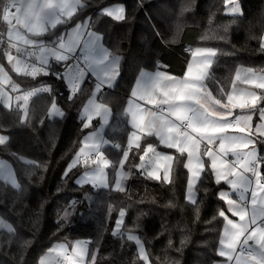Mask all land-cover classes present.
Here are the masks:
<instances>
[{
    "label": "trees",
    "instance_id": "1",
    "mask_svg": "<svg viewBox=\"0 0 264 264\" xmlns=\"http://www.w3.org/2000/svg\"><path fill=\"white\" fill-rule=\"evenodd\" d=\"M116 3L126 9L123 21L101 15L102 9ZM240 3L242 14L229 15L226 0H85L67 23L58 24L41 39L51 42L72 26L90 20V28L102 34L104 45L120 56L121 66L114 87L97 93L95 79L88 75L80 91L69 98L65 79L57 76L65 69L62 63L54 64L40 78L9 68L4 49L7 24L1 20L0 2V63L24 90L50 86V91L31 98L26 118L20 108H7L0 102V133L8 138L0 145V158L12 164L20 185L17 189L0 179V217L15 230H0V264H39L56 242L78 239L89 242V258L98 249L96 264H145L136 243L127 239L129 232L144 242L151 264H214L220 259L217 249L223 218L218 212L227 208L219 192L228 186L216 183L207 160L196 185V204L186 200V154L160 146L154 137H143L140 148L129 151L124 166L131 175L124 191L113 189L112 167L108 168L111 186L97 189L76 183L87 169L85 165L77 164L70 171L69 166L86 134L82 111L94 96L112 110L103 152L110 160L122 159L131 132L125 106L143 69L163 66L167 72L183 76L190 62L187 49L214 48L212 79L206 81L214 96L218 87L230 92L240 65L264 72V0ZM259 92L260 106H264V90ZM53 102L63 115L49 116ZM113 143L121 144L122 149L117 151ZM148 143L173 153L170 183L148 178L135 167ZM256 144L264 161V137L256 138ZM122 209L121 233L113 235ZM67 210L71 211L68 218L64 217Z\"/></svg>",
    "mask_w": 264,
    "mask_h": 264
},
{
    "label": "snow or ice",
    "instance_id": "2",
    "mask_svg": "<svg viewBox=\"0 0 264 264\" xmlns=\"http://www.w3.org/2000/svg\"><path fill=\"white\" fill-rule=\"evenodd\" d=\"M0 2L3 3L2 18L8 25L9 48H16L18 53L14 57L10 51L5 52L9 62L15 60L13 64L15 72L35 78L39 74H48L51 60L62 63L66 71L63 74L58 73L57 76L67 81L70 87L69 98L80 91V83L86 74L93 75L98 81L95 85L97 91L102 84L111 85L118 72L120 57L113 55L104 47L102 35L90 31L87 24H76L66 35L61 34L51 42L29 38V34L34 37L41 36L50 29H55L58 24L67 23L79 8L84 7L82 0H0ZM12 8H15V13L10 12ZM185 10L187 9H182V12ZM229 11L233 14H242L238 5H234ZM125 12L124 6L114 5L102 9L101 15L119 22L126 19ZM177 30L179 32V26ZM261 39L264 41V37ZM18 45L30 46L33 51ZM261 48L264 49V42L261 43ZM216 51L213 48H196L192 52L193 59L188 63L182 77L159 71L142 73L132 96L151 104L153 108H145L139 103L132 105L130 101L132 106L129 111L132 126L136 131L131 133L127 149L122 151V159L113 161L106 158L100 150L103 140L98 138L97 133H93L86 135L83 141L88 151H85V147L79 150L69 166V171L78 163L85 166L91 163L95 168L85 171L79 182L107 186L105 169L112 167L115 169V190L124 191L123 181L131 175L124 170L129 151L133 146L140 148L142 136L155 137L164 147L175 149L181 155L187 154L185 167L190 173V179L186 200L196 204L194 183L205 167L202 157L207 156L216 183L219 184L223 180L232 190L219 194V198L227 204V209L218 212L223 218V227L217 255L224 258L223 264H264V172L259 170L264 161L258 156L255 147L244 151L249 145L255 144L251 136L253 115L234 112L235 109L254 108L259 97L254 92L237 89L235 83L230 93H225L223 88L218 87L217 95H213L206 81L212 79L208 69L214 62ZM197 56L201 59L197 60ZM32 57H35L37 63H29ZM69 61L72 63H68ZM241 72L244 73L242 83L251 84L258 80L256 87L264 88V74L255 75L253 68H242L237 70L236 80L241 79ZM5 82L11 83L12 92H19V85L12 83L7 72L0 66V85ZM38 91L50 89H28L15 96L19 108L24 110L25 118L28 115L27 104ZM225 96L226 100L222 99ZM12 99L13 97L0 86V101L5 103V106H10ZM101 110L106 114L108 108L105 104L90 99L84 108L86 123L83 126L87 127L92 116L101 114ZM51 111L63 115L54 102ZM255 131L264 136V108L259 110V123ZM7 139L6 136L0 135V145L5 144ZM202 144L206 145L203 151ZM214 144L218 146L217 152L208 147ZM229 154L233 157L232 160L227 159ZM172 160V155L159 152L156 145L148 143L143 155L140 156V163L135 167L146 177L156 180L161 179L159 172L163 168L164 179L170 183ZM0 179L10 182L14 188L20 187L11 165L2 160ZM232 193H235L236 198H233ZM228 213L238 219L229 218ZM67 215L66 212L65 216ZM124 216L125 211L122 209L115 225L116 230L120 229ZM0 226L6 227L9 232L15 231L11 224H5L2 219ZM116 234L117 231H113V235ZM127 239L136 243L139 257L145 264H151L141 238L129 232ZM171 243L169 240V244ZM49 252L63 256V260L58 264H64V261H67V264H85L88 258L87 242H75L70 253L67 244L57 245ZM96 252L98 249L89 258V264H96ZM49 261L50 257H44L40 264H49Z\"/></svg>",
    "mask_w": 264,
    "mask_h": 264
},
{
    "label": "crops",
    "instance_id": "3",
    "mask_svg": "<svg viewBox=\"0 0 264 264\" xmlns=\"http://www.w3.org/2000/svg\"><path fill=\"white\" fill-rule=\"evenodd\" d=\"M84 1L85 0H82V2H83V4H84ZM115 5H121V4H115ZM110 6H114V5H110ZM123 6V5H122ZM108 7V6H107ZM106 8V7H105ZM11 13H15V10H13V11H11ZM7 24V23H6ZM78 24H87L88 26H89V30L90 31H93L91 28H90V20H87L86 22H82V23H78ZM75 26V25H74ZM74 26H72L68 31H66L64 34L66 35L69 31H71V29L74 27ZM7 31H8V25H7ZM94 32V31H93ZM99 34V33H98ZM44 35V34H43ZM102 35V34H101ZM41 37H42V35L41 36H31L30 34H29V38L30 39H34V40H37V41H43V42H47L44 38H42L41 39ZM54 41V40H53ZM13 42H15V41H13ZM102 43H103V40H102ZM5 46H4V49H5V51H10L11 52V54L15 57V56H17L18 55V53H17V51H16V48H9V41H8V36H7V32H6V34H5V44H4ZM103 45H104V43H103ZM18 46H20V47H27V46H21V45H18ZM104 47H106L105 45H104ZM107 48V47H106ZM198 48V47H197ZM206 48H209V47H206ZM108 49V48H107ZM196 48H192L191 49V52H190V61H192V59H193V57H192V52L195 50ZM214 49V48H213ZM110 51V50H109ZM216 54H217V51H216ZM21 56H22V53L20 54ZM119 56V55H118ZM216 56V55H215ZM120 57V56H119ZM6 58H7V56H6ZM196 59L197 60H199V59H201V57L200 56H197L196 57ZM8 60V59H7ZM120 60H121V58H120ZM120 60H119V65H118V72H117V75H115V77L112 79V82H111V85L109 86L108 84H102L101 85V87H100V89L98 90V91H103L104 89H106V88H112V87H114V85L116 84V82H117V80H118V75H119V72H120V66H121V62H120ZM14 61V63H15V60H13ZM213 61H215V57H213ZM29 63H37V61H36V59H35V57H32L30 60H29ZM68 63H72V61H69ZM214 63V62H213ZM213 63L211 64V66H210V68L208 69V71L210 72V70H211V67H212V65H213ZM54 64H59V63H56L54 60H51L50 61V67H49V70H50V68L54 65ZM242 68H249V67H247V66H243V65H240V66H238L237 67V70H239V69H242ZM254 69V68H253ZM65 71H66V68L64 69ZM237 70H236V72H237ZM157 71H159V72H164V73H167V74H170V75H173V74H171V73H169V72H167L166 71V69L163 67V66H160L159 68H157V69H155V70H149V69H143L139 74H138V78H137V80H136V82H135V84H134V86H133V89L131 90V95H130V97L128 98V100H127V104H126V115H127V117H128V122H129V124H130V127H131V132H130V134H129V138H130V136H131V133L133 132V131H136V129H134L133 128V126H132V118H131V114H130V111H129V109H130V107L132 106V105H134V104H136V103H139V104H141L143 107H145V108H148V109H152L153 108V106L151 105V104H147L145 101H143V100H137L135 97H133L132 96V92H133V90L134 89H136V86H137V81L138 80H140L141 79V74L142 73H155V72H157ZM186 71V70H185ZM236 72H235V77H236ZM185 73V72H184ZM48 74H49V71H48ZM59 74H61V73H59ZM253 74H255V75H260V74H264V72H258V71H256L255 69H254V73ZM88 75H90V77H92V78H94L95 79V77L93 76V75H91V74H86L85 75V77H84V79L82 80V82L86 79V77L88 76ZM251 75V74H250ZM44 76V74H41V75H37L36 77H38V78H40V77H43ZM173 76H177V77H182V76H179V75H173ZM35 77V78H36ZM234 77V81H233V83H235V86H236V88L237 89H244V90H246V91H248V92H254V93H256V95L259 97V99L256 101V105H255V107L253 108V107H249V108H246V109H243V110H241V109H235L234 110V112L235 113H250V114H252L253 115V120L251 121V125H252V132H251V136H252V138L254 139V141H255V144L254 145H249V148L248 149H244V151H248V150H251V148L252 147H255V149H256V151H257V153H258V156L260 157V150H259V147H257V144H256V138H258V137H264V136H261V135H259L256 131H255V128H256V126H257V124L259 123V110L261 109V108H264V106H260V92H259V90H264V88H259V87H256V84H258L259 83V81L257 80V81H255V83H251V84H249V83H242L241 81L244 79V73L243 72H241V79L240 80H236V78ZM82 82L80 83V85L82 84ZM95 82L96 83H98V81L95 79ZM65 83H66V86H67V89L70 91V88H69V85H68V83H67V81L65 80ZM47 86V88H49L50 89V86H48V85H46ZM232 87H233V84H232V86H231V90H230V92L232 91ZM19 91H21V90H19ZM98 91H97V93H98ZM22 92H23V90H22ZM229 92V93H230ZM32 97H34V96H32ZM31 97V98H32ZM31 98H30V100H31ZM92 99H94L97 103H100L98 100H97V98H96V96H94ZM29 100V101H30ZM130 101L132 102V105H130ZM3 104V103H2ZM28 104H29V102H28ZM27 108H28V105H27ZM27 108H26V110H27ZM85 108V107H84ZM107 108H108V111H107V113L106 114H103V110H101V114H98V115H94V116H92V119H91V122H90V124L87 126V127H85L86 128V134L84 135V139H85V137H86V135H89V134H93V133H97L98 134V138L99 139H101V135H103V137H105V130H106V128H107V126H108V124L110 123L109 121H110V119H111V117H112V110H111V108L110 107H108L107 106ZM83 111H84V109H83ZM83 111H82V117H83V120H84V123H86V120H85V115H83ZM61 116V115H60ZM100 126H101V129H98V128H100ZM98 130H99V133H98ZM244 135H246L247 133H243ZM143 137H145V136H142V138H141V140H140V144H141V142H142V139H143ZM105 138H107V137H105ZM155 138V137H154ZM156 139V138H155ZM157 140V139H156ZM158 141V140H157ZM159 142V141H158ZM108 143V142H107ZM105 141L103 140V143L100 145V150L102 151L103 150V147H105ZM159 145L160 146H163V145H161L160 143H159ZM83 147H85V151L87 152L88 151V148L84 145V143H83ZM147 147V146H146ZM164 147V146H163ZM206 147V145H204V144H202L201 145V151H203L204 150V148ZM208 147H211V149L214 151V152H217L218 151V146L216 145V144H214V145H211V146H208ZM132 148H135V146H133ZM156 150L157 151H159V152H163V153H166V154H169V155H172L173 156V160H174V155H173V153H171V152H169V151H163V150H160V149H158L157 147H156ZM173 150H175V149H173ZM130 153V152H129ZM186 154V153H185ZM186 156H187V154H186ZM105 157L106 158H108L107 156H106V154H105ZM109 159V158H108ZM202 159L204 160V163L206 162V160L208 161V163L210 164V160H209V158L207 157V156H203L202 157ZM227 159L228 160H232L233 159V157L229 154V156L227 157ZM173 160H172V162H171V164H173ZM186 162H187V158H186ZM125 163H126V161H125ZM124 163V164H125ZM140 163V162H139ZM77 165V164H76ZM206 165V164H205ZM84 166V165H83ZM172 167H173V165H172ZM172 167H171V172H170V178H171V173H172ZM73 168V167H72ZM86 170L85 171H89V170H91V169H93V168H95V165H92V164H90V165H87L86 166ZM108 169V168H107ZM204 169H205V167H204ZM124 170H125V166H124ZM260 171H261V167H260V169H259ZM84 171V172H85ZM126 171V170H125ZM204 171V170H203ZM203 171L200 173V175H199V179H197L196 181H195V183H194V188H193V192H194V194H195V197H196V200H197V197H198V194H197V192H196V185L198 184V182H199V180H200V177H201V175H202V173H203ZM83 172V173H84ZM142 172V171H141ZM159 174H160V177H161V179H159V180H163V181H165L166 182V180L164 179V171H163V168H161L160 169V172H159ZM80 176H81V174H80ZM80 176L76 179V180H78L79 178H80ZM214 178H215V176H214ZM232 177H230V179H231ZM188 179H190V173H189V178ZM156 180V179H155ZM222 183H226L225 181H221ZM77 183V182H76ZM8 184H10L11 185V183H8ZM79 184V183H78ZM123 184H124V187H126V184H127V179L126 180H124L123 181ZM226 185H227V183H226ZM96 186H99V185H95L94 187H96ZM228 186V185H227ZM97 188V187H96ZM101 188H105L104 186H102V187H100V188H97V189H101ZM106 189V188H105ZM114 190H115V188H113ZM232 190L230 189V187L228 186L227 188H225L224 190H221L219 193H221V192H231ZM187 192V191H186ZM250 195V194H249ZM232 196H233V198H236L235 197V193H232ZM226 208H227V204H226ZM228 215H229V218H231V219H238V218H236V217H232L231 216V214L230 213H228ZM250 244H252V242L250 241L249 242ZM253 247H255V245H253ZM217 251H218V249H217ZM220 257V256H219ZM61 260V259H60ZM59 260V261H60ZM223 262H224V258L223 257H220V259L218 260V261H216L214 264H223ZM51 263V262H50ZM49 263V264H50Z\"/></svg>",
    "mask_w": 264,
    "mask_h": 264
},
{
    "label": "rangeland",
    "instance_id": "4",
    "mask_svg": "<svg viewBox=\"0 0 264 264\" xmlns=\"http://www.w3.org/2000/svg\"><path fill=\"white\" fill-rule=\"evenodd\" d=\"M234 5H238L239 6V9H240V12H241V3H240V0H226V10H225V13L226 14H229V15H235V14H233V13H231L230 11H229V9H231ZM236 14H239V13H236ZM264 42V41H263ZM7 63H8V66H9V68L12 70V71H14L13 70V64H14V61H12V62H9L8 60H7ZM0 66H2L3 68H4V70H5V72H7V74H8V76L10 77V79H11V82L12 83H15V84H17V85H19V90H21V91H19V92H12L11 91V83H8V82H5L3 85H0V86H2L3 88H4V90L10 95V96H12L13 97V99L10 101V106H6L7 108H10V107H18L19 108V106H18V104H17V102H16V100H15V96L16 95H18V94H22L23 92H22V90L24 91V89H23V87L16 81V80H14L13 78H12V75L10 74V71L8 70V68L6 67V66H4V65H2L1 63H0ZM15 72V71H14ZM17 73V72H16ZM18 74V73H17ZM21 75V74H20ZM39 75H41V74H39ZM44 88H47V86L46 85H39V86H36V87H34V88H31V89H44ZM70 88V87H69ZM41 92H44V91H38V92H36V94H38V93H41ZM35 94V95H36ZM35 95H33V96H35ZM1 103H3L2 101H0ZM22 103V102H21ZM3 105L5 106V103H3ZM28 105V104H27ZM57 106V105H56ZM57 108L60 110V112H62L63 113V110L62 109H60V107H58L57 106ZM22 110V109H21ZM26 111H28V110H26ZM23 114H24V110H23ZM83 115H85V112L83 111ZM49 116L52 118V117H59L60 115H58V114H56V112H54V111H51L50 110V112H49ZM98 129H101V126H100V128H98ZM98 133H99V130H98ZM0 135H2V136H4L2 133H0ZM101 137V139L102 140H104L105 141V144H108L107 142H108V140H107V138H105V137H103V135H101L100 136ZM83 141H84V139H83ZM82 147H83V145H82ZM81 147V148H82ZM104 148V147H103ZM102 152H103V150H102ZM79 153V152H78ZM103 154L105 155V153L103 152ZM76 158V157H75ZM0 160H2V161H5V162H7V164H9V165H11V168H12V170H13V166H12V164L9 162V161H7V160H5V159H3L2 157L0 158ZM73 162V161H72ZM72 164V163H71ZM92 170V169H91ZM91 170H89V171H91ZM85 171V170H84ZM83 171V172H84ZM13 172H14V174H15V178H16V181H17V183H18V179H17V176H16V173H15V170H13ZM81 173V176H80V178L78 179V180H76V182L77 183H79V185L80 186H83V185H93L92 183H88V182H84V183H81V182H79L81 179H82V177H83V174L84 173ZM105 172H106V174H107V181H106V183H107V186H104L105 188H109L110 186H111V183H110V180H109V176H108V169L106 168L105 169ZM2 180H4V179H2ZM5 181V180H4ZM114 182H115V180H114ZM7 183H10V182H7ZM19 184V183H18ZM97 185H99V184H97ZM94 186V185H93ZM97 188H100V187H102L101 185H99V186H96ZM113 188H115L114 187V184H113ZM67 213H68V215L67 216H65L64 215V217H66V218H68L70 215H71V211H69V210H67L66 211ZM65 212V213H66ZM120 218V217H119ZM124 218V217H123ZM0 219H2L4 222H5V224H10L7 220H5L4 218H1L0 217ZM122 225V224H121ZM121 228H122V226L120 227V229L119 230H116L118 233H121ZM7 230V228L6 227H4V226H0V230ZM8 231V230H7ZM134 235H136V234H134ZM77 241H80V242H87V248H88V253H89V242L87 241V240H85V239H78V240H76V241H72V242H69V241H63V242H56L51 248H49L48 249V251H47V253H45L40 259H42V258H44V257H50V261H49V263L50 262H58L60 259H63V256H58L56 253H50L49 252V250L50 249H52V248H54V247H56L57 245H60V244H67L68 245V251H69V253L70 252H72V250H73V245L75 244V242H77ZM137 253H138V247H137ZM139 255V254H138ZM89 258V257H88ZM88 258H86V260H85V264H88L89 262H88ZM41 261V260H40ZM40 264V263H39ZM66 264H67V261H66Z\"/></svg>",
    "mask_w": 264,
    "mask_h": 264
},
{
    "label": "built area",
    "instance_id": "5",
    "mask_svg": "<svg viewBox=\"0 0 264 264\" xmlns=\"http://www.w3.org/2000/svg\"><path fill=\"white\" fill-rule=\"evenodd\" d=\"M13 10H15V8L10 9V12L13 11ZM2 16H3V12H2ZM2 16H1V20H2L3 22H5V21L3 20V18H2ZM0 37H1V39L3 38L2 34H0ZM26 48H27L28 51H33V49H32L30 46H27ZM36 51L38 52V49H36ZM186 51H187V52H191V49H187ZM63 73H65V70H62V71H61V74H63ZM116 145H119L120 147L117 148ZM112 146H113L117 151H120V150L122 149L121 144H119V143H113ZM126 149H127V147H125V148L122 149V150H126ZM142 155H143V154H142ZM151 155H152V154L150 153L149 156H151ZM146 159H147V158H146ZM78 164H79V165H84L83 163H78ZM90 164H91V163H89L88 165H90ZM62 260H63V259H61L60 261H62ZM58 262H59V261H58ZM58 262H51L50 264H58ZM64 264H66V261H64Z\"/></svg>",
    "mask_w": 264,
    "mask_h": 264
},
{
    "label": "water",
    "instance_id": "6",
    "mask_svg": "<svg viewBox=\"0 0 264 264\" xmlns=\"http://www.w3.org/2000/svg\"><path fill=\"white\" fill-rule=\"evenodd\" d=\"M59 85H60V91L62 92L63 91V83L61 80L59 81Z\"/></svg>",
    "mask_w": 264,
    "mask_h": 264
}]
</instances>
